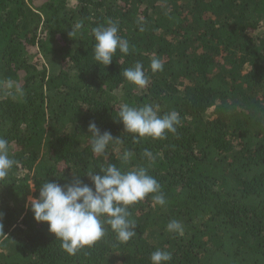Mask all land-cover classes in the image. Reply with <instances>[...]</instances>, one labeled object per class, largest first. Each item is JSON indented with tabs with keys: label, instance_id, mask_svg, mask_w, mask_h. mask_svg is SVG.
Wrapping results in <instances>:
<instances>
[{
	"label": "trees",
	"instance_id": "trees-1",
	"mask_svg": "<svg viewBox=\"0 0 264 264\" xmlns=\"http://www.w3.org/2000/svg\"><path fill=\"white\" fill-rule=\"evenodd\" d=\"M108 20L130 51L106 66L91 30ZM137 62L143 88L122 75ZM125 103L179 113L176 133L135 142L118 121ZM90 122L123 143L93 155ZM0 137L18 162L0 179V264H151L157 249L169 264H264V0H0ZM108 163L146 167L166 204L150 194L129 206L134 238L105 225L69 255L26 202L47 179L94 188L85 175ZM171 220L183 235L166 231Z\"/></svg>",
	"mask_w": 264,
	"mask_h": 264
},
{
	"label": "clouds",
	"instance_id": "clouds-1",
	"mask_svg": "<svg viewBox=\"0 0 264 264\" xmlns=\"http://www.w3.org/2000/svg\"><path fill=\"white\" fill-rule=\"evenodd\" d=\"M82 28V24H75L70 33ZM95 43L93 46L94 59L97 64L110 65L117 49L123 54L130 51L129 42L118 35V24L108 20L92 28ZM163 61L159 57L151 59L150 68L153 73L162 71ZM122 75L129 82L143 88L148 84L145 69L139 62L134 66L123 69ZM8 87H14L11 81ZM15 93L22 95V89L15 86ZM159 106L145 104L141 107L127 103L120 106L118 121L124 126V133L133 134V140L150 137L152 139L165 138L166 133H176L180 124V115L175 111L159 114ZM91 150L93 155L103 156L110 144L123 143L121 137L114 138L110 131H101L95 122L88 125ZM134 153L124 150L119 157L127 164ZM143 156L154 159L148 149ZM18 162L10 156L9 141L0 137V179L6 178ZM87 176L94 188L75 179L71 184L61 185L49 181L40 184L39 196L29 197L25 207L33 213L38 223H47L49 232L61 241L62 249L69 255H75L80 249L90 247L105 235V225L115 233L120 242H128L136 234V223L130 219L129 206L143 201L152 194L153 206H164L166 199L161 191V185L155 177L148 173L143 166H133L129 170L118 167L115 163H108L99 172H89ZM2 215V214H0ZM166 231L183 235L184 227L178 220H171L166 225ZM172 253L157 249L151 253V264H169Z\"/></svg>",
	"mask_w": 264,
	"mask_h": 264
},
{
	"label": "rangeland",
	"instance_id": "rangeland-1",
	"mask_svg": "<svg viewBox=\"0 0 264 264\" xmlns=\"http://www.w3.org/2000/svg\"><path fill=\"white\" fill-rule=\"evenodd\" d=\"M32 192H34V191L32 190Z\"/></svg>",
	"mask_w": 264,
	"mask_h": 264
}]
</instances>
